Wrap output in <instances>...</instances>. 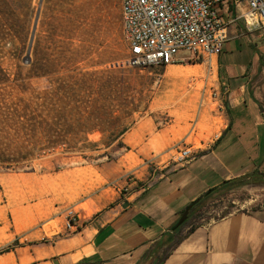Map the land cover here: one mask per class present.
Instances as JSON below:
<instances>
[{"label":"rangeland","instance_id":"1","mask_svg":"<svg viewBox=\"0 0 264 264\" xmlns=\"http://www.w3.org/2000/svg\"><path fill=\"white\" fill-rule=\"evenodd\" d=\"M127 54L119 0H0V264H32L68 236L69 211L73 234L217 135L215 58L130 69ZM262 208L264 177L231 180L144 264L200 224Z\"/></svg>","mask_w":264,"mask_h":264},{"label":"crops","instance_id":"2","mask_svg":"<svg viewBox=\"0 0 264 264\" xmlns=\"http://www.w3.org/2000/svg\"><path fill=\"white\" fill-rule=\"evenodd\" d=\"M227 31L229 38L215 58L223 124L211 143L189 162L165 166L152 185L134 191L124 206L104 211L43 253L33 248L32 264L151 262L155 247L175 236L172 228L191 203L224 182L264 177V37L246 31L239 21ZM14 264H21V254L15 253ZM159 264H264V208L200 224Z\"/></svg>","mask_w":264,"mask_h":264},{"label":"built area","instance_id":"3","mask_svg":"<svg viewBox=\"0 0 264 264\" xmlns=\"http://www.w3.org/2000/svg\"><path fill=\"white\" fill-rule=\"evenodd\" d=\"M119 10L130 69L171 65L182 53L211 62L229 38L227 26L237 21L264 37V0H119ZM193 158L190 149H183L172 163ZM77 217L67 213L68 235Z\"/></svg>","mask_w":264,"mask_h":264},{"label":"trees","instance_id":"4","mask_svg":"<svg viewBox=\"0 0 264 264\" xmlns=\"http://www.w3.org/2000/svg\"><path fill=\"white\" fill-rule=\"evenodd\" d=\"M230 181H228V182H224L220 187H217V188H214V189H212V190H210V191H208L206 194H204L202 197H200V198H198L196 201H194L193 203H191L193 206H192V209H191V211H190V213H189V215H188V218H187V220H186V222L184 223V225L185 224H187L188 222H189V220L191 219V213H192V211L194 210V208L196 207V206H198L203 200H205L206 198H208L209 196H211L213 193H215L216 191H219L223 186H225L226 184H228ZM183 225V226H184ZM182 226V227H183ZM182 227H180V228H178L177 230H175L174 231V233H176V232H178L179 230H181L182 229ZM194 229H192L190 232H192ZM160 263V262H159ZM158 263V264H159Z\"/></svg>","mask_w":264,"mask_h":264},{"label":"bare ground","instance_id":"5","mask_svg":"<svg viewBox=\"0 0 264 264\" xmlns=\"http://www.w3.org/2000/svg\"><path fill=\"white\" fill-rule=\"evenodd\" d=\"M172 71L175 72V70H172ZM178 92H180V94H178L177 97H180V98H178V101L177 102H178V104L180 106H184L189 101L191 102V100H190L191 96L188 93V91H185V89H180ZM177 97L176 98H173L172 101L177 100ZM47 229L50 230L49 226L47 227Z\"/></svg>","mask_w":264,"mask_h":264},{"label":"water","instance_id":"6","mask_svg":"<svg viewBox=\"0 0 264 264\" xmlns=\"http://www.w3.org/2000/svg\"><path fill=\"white\" fill-rule=\"evenodd\" d=\"M238 1V0H237ZM192 204H190L181 214L180 218L178 219V221L176 222V224L174 225V227L172 228V232H174L175 230H177L178 228L182 227L184 225V223L186 222L188 215L192 209Z\"/></svg>","mask_w":264,"mask_h":264}]
</instances>
